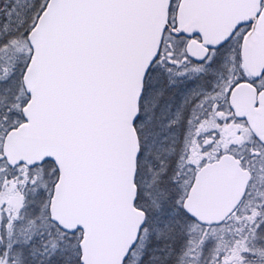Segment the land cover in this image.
<instances>
[{"label":"snow or ice","instance_id":"obj_1","mask_svg":"<svg viewBox=\"0 0 264 264\" xmlns=\"http://www.w3.org/2000/svg\"><path fill=\"white\" fill-rule=\"evenodd\" d=\"M0 264H264V0H0Z\"/></svg>","mask_w":264,"mask_h":264}]
</instances>
